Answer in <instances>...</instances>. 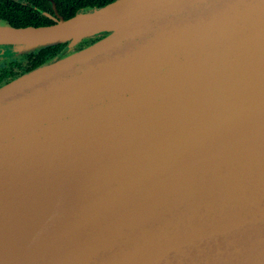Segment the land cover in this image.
Wrapping results in <instances>:
<instances>
[{"label": "water", "instance_id": "water-1", "mask_svg": "<svg viewBox=\"0 0 264 264\" xmlns=\"http://www.w3.org/2000/svg\"><path fill=\"white\" fill-rule=\"evenodd\" d=\"M60 44L0 85V264H264V0L0 19Z\"/></svg>", "mask_w": 264, "mask_h": 264}, {"label": "flooded vegetation", "instance_id": "flooded-vegetation-1", "mask_svg": "<svg viewBox=\"0 0 264 264\" xmlns=\"http://www.w3.org/2000/svg\"><path fill=\"white\" fill-rule=\"evenodd\" d=\"M95 5H87L85 8H94ZM70 13L67 8V0H0V19L10 22H41L50 25ZM28 26V25H26ZM32 26V25H30ZM12 47L4 45L0 47V85L33 69L38 52L21 55L11 54Z\"/></svg>", "mask_w": 264, "mask_h": 264}, {"label": "trees", "instance_id": "trees-1", "mask_svg": "<svg viewBox=\"0 0 264 264\" xmlns=\"http://www.w3.org/2000/svg\"><path fill=\"white\" fill-rule=\"evenodd\" d=\"M111 1H113V0H67V8L70 10V13H68L65 16V18H69V17L73 16L75 13L79 12L80 9L84 6L95 5L96 7H100V6L105 5ZM23 21L24 22H22V23L10 22V24L12 26H15V27L26 26V25H28V26H30V25H32V26L47 25V24L41 22L40 20L35 21V22H31V21H28L27 19H25ZM66 52H67V50L65 49L64 44H60L57 46L42 49V50L38 51L35 67H37L43 63L53 61L56 58H60L63 55H65Z\"/></svg>", "mask_w": 264, "mask_h": 264}]
</instances>
